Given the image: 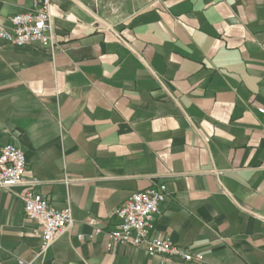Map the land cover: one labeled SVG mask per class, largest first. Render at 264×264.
Here are the masks:
<instances>
[{
    "label": "crops",
    "instance_id": "1",
    "mask_svg": "<svg viewBox=\"0 0 264 264\" xmlns=\"http://www.w3.org/2000/svg\"><path fill=\"white\" fill-rule=\"evenodd\" d=\"M38 0H0V27ZM55 45L0 38V264H264V0H54ZM74 224L44 255L19 194ZM167 184L152 236L202 262L108 249L116 209ZM89 219L102 228L96 232Z\"/></svg>",
    "mask_w": 264,
    "mask_h": 264
},
{
    "label": "built area",
    "instance_id": "2",
    "mask_svg": "<svg viewBox=\"0 0 264 264\" xmlns=\"http://www.w3.org/2000/svg\"><path fill=\"white\" fill-rule=\"evenodd\" d=\"M54 0H38L33 8L11 18V29L0 27V38L15 45L37 43L52 47L55 45L54 24L51 9ZM264 112V109H260ZM27 160L24 152L14 144H7L0 151V190L11 191L14 187L26 183ZM41 182L29 181V187L19 194L24 202L27 217L37 223L34 234L42 239L39 255H44L66 231L74 224L72 207L57 209L33 188ZM167 184H160L144 191L133 193L115 211L118 220L116 229L108 233V249L116 246L143 248L150 256H181L186 261L202 262L201 254L193 255L173 244L169 239L152 236L155 219L162 213L166 202ZM96 232L102 228L97 221L89 219ZM21 264H26L21 261Z\"/></svg>",
    "mask_w": 264,
    "mask_h": 264
}]
</instances>
